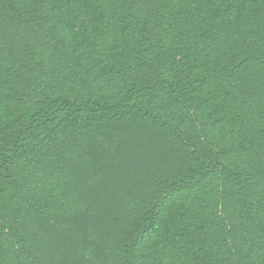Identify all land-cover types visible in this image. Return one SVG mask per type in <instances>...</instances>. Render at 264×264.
<instances>
[{"label": "trees", "instance_id": "1", "mask_svg": "<svg viewBox=\"0 0 264 264\" xmlns=\"http://www.w3.org/2000/svg\"><path fill=\"white\" fill-rule=\"evenodd\" d=\"M0 264H264V0H0Z\"/></svg>", "mask_w": 264, "mask_h": 264}]
</instances>
